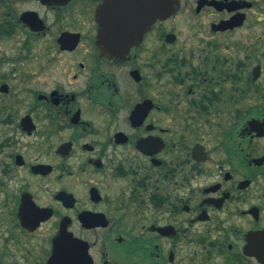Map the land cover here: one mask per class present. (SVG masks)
<instances>
[{
    "label": "flooded vegetation",
    "instance_id": "af4514ba",
    "mask_svg": "<svg viewBox=\"0 0 264 264\" xmlns=\"http://www.w3.org/2000/svg\"><path fill=\"white\" fill-rule=\"evenodd\" d=\"M261 46L264 0H0V264H262Z\"/></svg>",
    "mask_w": 264,
    "mask_h": 264
},
{
    "label": "water",
    "instance_id": "95a60500",
    "mask_svg": "<svg viewBox=\"0 0 264 264\" xmlns=\"http://www.w3.org/2000/svg\"><path fill=\"white\" fill-rule=\"evenodd\" d=\"M259 70L260 67H257L255 72H258ZM254 75L256 78L258 76V73H255ZM257 161L259 163H263L264 157ZM255 214H257V210ZM247 242L248 243L245 247L246 254L255 256L261 261L262 264H264V230L249 233L247 235Z\"/></svg>",
    "mask_w": 264,
    "mask_h": 264
},
{
    "label": "rangeland",
    "instance_id": "374dc122",
    "mask_svg": "<svg viewBox=\"0 0 264 264\" xmlns=\"http://www.w3.org/2000/svg\"><path fill=\"white\" fill-rule=\"evenodd\" d=\"M248 53H249V51L247 50V54ZM254 54L257 56V60H260L262 62V64L264 65V46H261L260 48L256 49V53L251 52V55H254ZM261 83L264 84V75L262 77ZM249 104H253V101ZM261 104H264V99H262ZM247 106H248V103H247ZM259 145H260L261 151L264 152V140H262ZM262 225L264 226V218L262 221Z\"/></svg>",
    "mask_w": 264,
    "mask_h": 264
}]
</instances>
